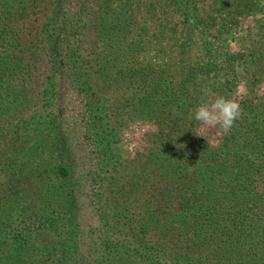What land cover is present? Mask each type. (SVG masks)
Masks as SVG:
<instances>
[{
  "label": "trees",
  "instance_id": "16d2710c",
  "mask_svg": "<svg viewBox=\"0 0 264 264\" xmlns=\"http://www.w3.org/2000/svg\"><path fill=\"white\" fill-rule=\"evenodd\" d=\"M263 84L264 0H0V264H264Z\"/></svg>",
  "mask_w": 264,
  "mask_h": 264
},
{
  "label": "clouds",
  "instance_id": "9594fccd",
  "mask_svg": "<svg viewBox=\"0 0 264 264\" xmlns=\"http://www.w3.org/2000/svg\"><path fill=\"white\" fill-rule=\"evenodd\" d=\"M206 102L197 105L194 118L205 127H218L223 134H228L242 112L240 103L224 95L213 94L211 89L202 88Z\"/></svg>",
  "mask_w": 264,
  "mask_h": 264
},
{
  "label": "rangeland",
  "instance_id": "374dc122",
  "mask_svg": "<svg viewBox=\"0 0 264 264\" xmlns=\"http://www.w3.org/2000/svg\"><path fill=\"white\" fill-rule=\"evenodd\" d=\"M255 18L253 16H248L242 20V27L245 30L240 34L248 33L250 27L255 23ZM234 44V43H233ZM258 88L262 91L264 88L263 85H258ZM249 89V88H248ZM247 91V86L241 84L239 93L243 94ZM155 131L154 126L150 123H143L139 126L134 125L133 127L129 126L122 134L118 142H115L114 152L117 154L116 158L121 160H126L134 156L136 151L144 153L147 149L148 139L151 137L152 133Z\"/></svg>",
  "mask_w": 264,
  "mask_h": 264
}]
</instances>
